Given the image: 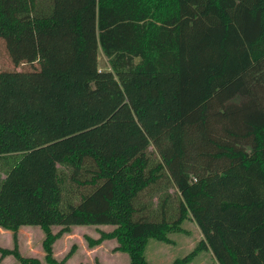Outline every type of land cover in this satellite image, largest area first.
I'll return each instance as SVG.
<instances>
[{"label": "trees", "instance_id": "trees-1", "mask_svg": "<svg viewBox=\"0 0 264 264\" xmlns=\"http://www.w3.org/2000/svg\"><path fill=\"white\" fill-rule=\"evenodd\" d=\"M0 36L38 61L0 69V258L62 264L74 244L58 259L52 242L72 223H114L88 242L152 264L148 237L191 216L214 264H264V0H0ZM160 183L179 199L167 215L163 193L156 218L140 196ZM23 223L44 230V260L20 251Z\"/></svg>", "mask_w": 264, "mask_h": 264}, {"label": "rangeland", "instance_id": "rangeland-1", "mask_svg": "<svg viewBox=\"0 0 264 264\" xmlns=\"http://www.w3.org/2000/svg\"><path fill=\"white\" fill-rule=\"evenodd\" d=\"M40 1L45 2V0ZM97 57L98 66L100 68L110 67L108 56L103 52L101 47L98 48ZM137 58L138 57L135 59ZM37 64L38 61L28 62L24 60L15 63L7 51L4 38L0 36V69L31 68ZM148 150L152 155H157L152 144L148 146ZM13 157V155L8 154L0 156L1 175L4 174V170L8 167ZM68 185L71 186L76 192L80 190L84 191L88 188L86 185H79L76 181H69ZM163 193L168 195V200L166 202L167 215H170V213L173 214L177 208L176 204L179 199V190L175 186L160 183L159 189L146 188L142 191L140 196L141 201L146 203L148 209L153 211L156 218L161 216L159 204L161 202ZM76 196L78 195L76 194ZM59 226L60 224H52L51 228L53 231H56ZM114 226V223H87L84 225H76V227L71 225L70 229L67 230L70 231V235H68L67 238L64 237V233H66V231H64L53 240V255L59 259L53 250L54 241L57 239L55 243V249L62 253V255L65 254L72 244H74L70 255L77 251L79 258L78 264H122L124 261L123 255L126 254V258L129 260V254L126 250L116 247L118 240L115 236L103 238L100 241L103 244H101L99 247H94L92 250L90 247L100 242H88V238L97 237L100 234L101 229L110 230ZM182 226L183 228L181 230L168 232V235L171 237V241H164L153 236L148 237L144 248V255L147 260H149L152 264H170L175 257L182 256L189 252L192 248H195V252L192 254V257L184 264L216 263L217 260L211 248L198 247L199 241L203 237V233L195 219L191 216H187L182 221ZM17 234H20L18 237V246L23 254L35 255L40 259L42 258L41 260H44L45 250L42 244L44 230L39 224L23 226L21 229L18 227ZM82 242L84 244L81 247L80 244H82ZM0 244L9 246L13 245L11 229L9 230L4 227H0ZM2 259L3 258L1 257L0 263ZM14 260L16 263H18L17 258L11 253L5 264H12Z\"/></svg>", "mask_w": 264, "mask_h": 264}, {"label": "crops", "instance_id": "crops-1", "mask_svg": "<svg viewBox=\"0 0 264 264\" xmlns=\"http://www.w3.org/2000/svg\"><path fill=\"white\" fill-rule=\"evenodd\" d=\"M84 224H87V223H72L71 225H73L74 227H76V225H84ZM98 224H105V223H98ZM31 226V225H34V223H23V224H20L19 225V229H21L23 226ZM0 227H3L0 225ZM5 228V227H4ZM6 229H9V228H6ZM10 230V229H9ZM21 234V232H20ZM18 234V237L19 235ZM68 235H70V231H66V233H64V237L67 238ZM64 240H67V239H64ZM57 239L54 241V246H53V250H54V253L57 257L61 258L63 255L62 253L58 252L56 249H55V243H56ZM84 243L82 242V244H80V246L82 247ZM101 244L103 243H97L96 245L94 246H91L90 249L92 250L94 247H99ZM9 246V245H8ZM22 247V246H21ZM11 254V253H10ZM10 254L2 257L3 259L1 260V263L0 264H5L6 263V260L10 257ZM26 255H31V254H26ZM62 255V256H61ZM124 257V261L122 262V264H127L129 262L128 258H126V254L123 255ZM42 259V258H41ZM18 260V259H17ZM78 254H77V251L73 252L71 255H69L66 260L62 263V264H78ZM20 261L18 260V263H16V261L14 260V262L12 264H19Z\"/></svg>", "mask_w": 264, "mask_h": 264}]
</instances>
